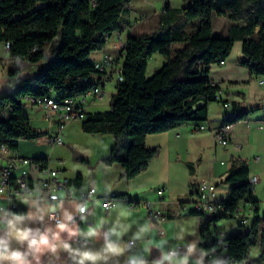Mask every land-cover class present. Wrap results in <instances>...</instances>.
Masks as SVG:
<instances>
[{
    "label": "trees",
    "instance_id": "trees-1",
    "mask_svg": "<svg viewBox=\"0 0 264 264\" xmlns=\"http://www.w3.org/2000/svg\"><path fill=\"white\" fill-rule=\"evenodd\" d=\"M131 2L0 0V42L10 44L9 88L0 94V143L17 151L21 140L47 134L35 129L25 114L28 99H78L97 85L95 78L83 80L96 72L91 56L104 50L113 34L124 30L123 17L130 13ZM213 15L232 22L227 36L214 34ZM237 41L243 43L240 63L263 79L264 0H190L182 8L167 5L152 33L131 34L123 49L122 79L115 83L110 109L86 110L81 119L85 132L115 138L110 154L101 162L122 165L123 177L132 179L160 154V147L147 146L149 134L207 121L208 103L217 101L221 90L210 78L211 66L226 59ZM155 54L166 61L149 77L148 65ZM21 61L39 64L40 71L23 76ZM249 113L243 111L224 123L237 122ZM32 160L48 165L43 157ZM250 177L248 161L233 157L225 179L228 193L216 202L222 209L213 215L191 210L203 218L205 251L223 255L226 264H244L257 245L264 259V216L259 214V201L250 189ZM80 182L81 175L76 180L78 185ZM243 202L254 207L250 227L218 238L217 223L240 217ZM12 213L24 215L26 210Z\"/></svg>",
    "mask_w": 264,
    "mask_h": 264
},
{
    "label": "crops",
    "instance_id": "crops-1",
    "mask_svg": "<svg viewBox=\"0 0 264 264\" xmlns=\"http://www.w3.org/2000/svg\"><path fill=\"white\" fill-rule=\"evenodd\" d=\"M167 5L171 6V0H132L131 11L123 18L124 30L113 34L105 49L93 60L111 53L118 59L117 64L122 65L121 57L124 59L123 49L128 37L131 34L152 33L158 26L142 28V17L150 15L152 6L154 11L159 8L163 12ZM231 25L227 17L213 15L214 34L227 36ZM0 45L6 49L0 51V65L8 66L9 50L4 42H0ZM242 45V41L235 42L225 65H212L210 71L211 80L221 87L223 101L231 103L229 108L221 100L208 103V116L213 126L217 128L225 125L226 118L250 111L246 118L233 123L227 146L216 141L211 131H196L195 123L163 133L149 134L146 138L147 146L160 147V154L150 162L145 172L132 179L123 177L122 165H105L101 162L115 145L112 135L87 133L82 128V121L76 119L66 124L62 142L55 143L51 140L57 133L54 117L48 118L45 106L27 100L25 114L32 126L47 134L34 140H21L16 155L30 159L46 158L49 166L61 169L73 180L77 189L76 197L51 205L36 191L20 201V208L26 210L24 215L0 210V238L6 236L4 226L7 222L19 216L23 218L20 227L30 228L34 233L37 230L40 233L47 232L51 240L57 231V223L50 221L49 213L56 208L62 222H65V213L72 215L70 227L79 229V233L69 236L67 232H61L59 240H51L54 250L46 247L39 252L31 251L26 242L21 244L12 240L11 248L21 251L29 264H76L79 257L75 253L85 251L100 257L96 264H129L130 261L136 264L140 261L156 264L171 249L192 245L195 248L189 264H197V261L205 264L206 251L201 239L203 218L191 213L203 180H210L215 185L214 199L221 201L226 198L229 189L225 179L230 171L231 159H246L250 175L259 177L253 197L259 201V214L264 215V82L261 83V78L240 63L243 57ZM151 60H154V72L166 61L161 54L153 55ZM21 62L32 66V70L40 68L39 64ZM30 75L34 73L29 72ZM106 86L102 97L86 99L88 112L110 109L113 95H106ZM8 88L9 85L3 89ZM79 175L81 182L78 185L76 180ZM91 187H95L98 193L86 201L87 211L82 214L78 211L80 199ZM159 189L164 190L163 195L158 194ZM110 193L120 196L112 201V207L107 211L103 207L102 197ZM146 202H150L152 208L161 212L164 218L158 221L151 219ZM240 211V217H234L238 219L236 222L217 223L218 238L228 237L250 227L249 215L254 214V211L250 212L249 203L243 202ZM243 216L249 220L246 225L241 223ZM262 226L264 228V224ZM93 230L95 235H88ZM109 243L117 246L116 253L108 250ZM64 244L69 245V248L65 249ZM154 253L158 256L154 257ZM260 253V245L253 247L250 258L244 264H264ZM218 257L216 252L212 261L222 264ZM4 264L9 262L5 261ZM164 264L169 262L165 261Z\"/></svg>",
    "mask_w": 264,
    "mask_h": 264
},
{
    "label": "built area",
    "instance_id": "built-area-1",
    "mask_svg": "<svg viewBox=\"0 0 264 264\" xmlns=\"http://www.w3.org/2000/svg\"><path fill=\"white\" fill-rule=\"evenodd\" d=\"M126 44V43H125ZM125 46V45H124ZM9 49L10 44H6ZM118 59L111 53H106L102 58L94 61L96 72L90 77H84L83 80L88 78H95L97 81V89L88 91L85 96L78 99H58V97H45L40 100L28 99L31 103L43 105L48 110V118L54 117L57 122V133L52 136L53 142H62V133L66 124L71 120L85 118V101L88 97L100 98L104 94V87L114 81L122 79V65L117 64ZM226 59L221 60L217 65L223 66ZM264 82L263 79L260 81ZM222 90L216 95V99L223 101ZM224 106L229 108L231 103L223 101ZM195 130L211 131L214 134L216 141L222 145L227 146L230 135L233 131V123L229 125H220L214 127L212 120L200 123L195 126ZM259 177L257 175L251 176L249 179L250 189L254 190ZM215 185L210 180H203L200 184L198 199L193 204V209L197 212H202L207 215H213L222 209L221 205H217L214 199ZM39 191L41 197L48 201L51 205H56L62 200L74 199L76 197V187L71 178L67 177L61 169L53 168L49 165L38 164L30 158L20 157L16 155V151L10 150L7 145L0 143V210H6L12 213L20 209V201L26 196ZM97 189L91 187L80 199V207H84L87 211L86 201L97 195ZM159 195L164 194L163 189L158 190ZM55 197V199H53ZM117 193H110L104 195L103 207L109 211L112 207V201L117 198ZM148 208V213L151 219L161 220L163 215L161 212L152 208L150 202L145 203ZM254 211V207L250 208V212ZM81 213V212H80ZM50 221L54 223L62 222L60 212L55 208L49 213ZM249 220L246 216L241 217V223L246 225ZM134 243V241H131ZM188 246H179L171 249L169 254L175 252L177 256L187 253ZM212 251L206 252L205 264H216L212 261ZM218 260H223L224 257H218Z\"/></svg>",
    "mask_w": 264,
    "mask_h": 264
},
{
    "label": "clouds",
    "instance_id": "clouds-1",
    "mask_svg": "<svg viewBox=\"0 0 264 264\" xmlns=\"http://www.w3.org/2000/svg\"><path fill=\"white\" fill-rule=\"evenodd\" d=\"M53 199H55V197H53ZM52 210L55 211V208ZM78 211L83 213L85 208L79 207ZM22 219V217L14 216L13 219L9 220L4 226L6 228V236L5 238H0V264H4L5 261L9 262V264H29L25 255L21 251L11 248L10 242L12 240L21 244L26 242L31 251L39 252L46 247H51L54 250V245L51 243V240H59L61 232H67L69 236H74L79 233V229L70 227V224L73 222V217L68 213H65V222L57 223V231L53 233L51 240L47 232L40 233L37 230L34 233L30 228L20 227L19 225ZM88 235H95V231H90ZM63 247L68 249L69 245L64 244ZM194 248V245L189 246L187 254L179 258H177L175 252L164 254L162 259L157 261L156 264H164L165 261H168L169 264H189V258L194 251ZM108 250L114 253L118 251L117 246L112 243L108 244ZM75 255L79 257L76 264H86V262H88V264H96V261L100 258L97 254L87 251L76 252ZM139 264H145V262L140 261ZM197 264H200V262L197 261Z\"/></svg>",
    "mask_w": 264,
    "mask_h": 264
},
{
    "label": "rangeland",
    "instance_id": "rangeland-1",
    "mask_svg": "<svg viewBox=\"0 0 264 264\" xmlns=\"http://www.w3.org/2000/svg\"><path fill=\"white\" fill-rule=\"evenodd\" d=\"M184 3L185 4H189L190 0H171V7L172 8H182L184 6L183 5ZM159 7H160V5H159ZM153 8L154 7L152 6V10L150 12V15L142 17L143 21L141 22V24L144 23L142 28H152V27L156 28L155 26L159 22V18H160L161 14H162V11L159 8L157 9V11H154ZM4 49L5 48H3L2 45H0V51H3ZM5 51H6V49H5ZM99 52L100 51L93 53L92 56H91V60H93L94 57L99 55ZM123 62H124V59H123V57H121V63L123 64ZM7 65L9 66L10 64H7ZM19 65L22 67V75L23 76H28L29 72H32V73L35 74V73H38L40 71V68L39 69H35L34 68V70H32V68H31L32 66L30 67L28 65L22 64V62H20ZM8 66H6L5 64L0 65V94L5 90L3 88L8 86V83L6 82V80L8 79V69H7ZM153 73H154V60H151L150 63H149V69H148L147 75L150 77V76H152ZM115 92H116L115 82L111 81L106 86V95L111 94V96H112V95L115 94ZM26 107H27V105H26ZM254 215L255 214H250L249 215L251 223L253 221ZM262 216H264V215H262ZM237 220L238 219L230 218V219H223V220H221V222H223V223H233V222H236Z\"/></svg>",
    "mask_w": 264,
    "mask_h": 264
},
{
    "label": "bare ground",
    "instance_id": "bare-ground-1",
    "mask_svg": "<svg viewBox=\"0 0 264 264\" xmlns=\"http://www.w3.org/2000/svg\"><path fill=\"white\" fill-rule=\"evenodd\" d=\"M92 89H97V85H95ZM92 89H91V90H92ZM91 90H89V91H91ZM217 95H218V93H217ZM226 125H229V124H226ZM240 212H241V211H240ZM215 254H216V252H215V251H212V257H213ZM219 257H223V255H219ZM219 262L223 264V260H219ZM216 264H217V263H216Z\"/></svg>",
    "mask_w": 264,
    "mask_h": 264
}]
</instances>
